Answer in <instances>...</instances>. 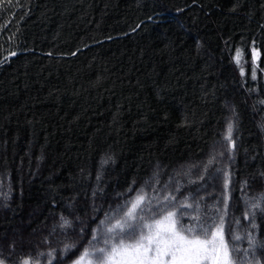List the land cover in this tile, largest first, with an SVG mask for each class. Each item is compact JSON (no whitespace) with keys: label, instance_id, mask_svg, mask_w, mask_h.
<instances>
[{"label":"trees","instance_id":"16d2710c","mask_svg":"<svg viewBox=\"0 0 264 264\" xmlns=\"http://www.w3.org/2000/svg\"><path fill=\"white\" fill-rule=\"evenodd\" d=\"M0 5L4 264H68L91 247L105 213L141 188L219 215L226 202V239L254 231L264 240V214L255 230L244 218L264 193V82L242 77L233 59L255 46L264 69V0ZM229 121L234 150L223 143ZM180 211L185 224L195 214Z\"/></svg>","mask_w":264,"mask_h":264},{"label":"snow or ice","instance_id":"6c2138e0","mask_svg":"<svg viewBox=\"0 0 264 264\" xmlns=\"http://www.w3.org/2000/svg\"><path fill=\"white\" fill-rule=\"evenodd\" d=\"M5 2L11 4L13 0ZM11 55L15 56L16 53L12 52ZM236 56L239 63V51ZM241 74L243 75V71ZM252 78H256L255 70ZM233 132L234 123L229 121L224 139L234 150ZM214 159L212 157L204 165L205 171L211 167ZM261 175L264 176V173ZM225 177L224 187L227 189L230 178L227 173ZM99 179L98 175L97 180ZM198 179H203V176ZM128 191L133 190L129 188ZM188 199L186 196L183 201L173 203L176 196L174 193H168L162 200L158 197L154 200L144 189L137 190L133 196L126 198L123 204L105 213L107 219L101 220L93 229V235L89 240V245L94 247L95 251L84 249L73 264H93V261L88 259L89 256H95L96 264H262L256 252L258 249L264 250V240L257 239L254 231L247 232L245 237L230 233L226 239V202L225 215H219L220 209H216L215 212L201 211L198 200L189 204ZM187 208H193L195 214H188L189 223L185 224L183 222L185 213L180 209ZM258 212L264 214V193L252 199L244 214L253 230L258 227L255 223ZM116 216L119 218L116 219ZM113 219H116L114 225L111 224ZM61 221L62 228L72 227V222L63 216ZM80 233L83 235V227ZM241 239L247 240L248 247L241 248L232 243ZM101 244L103 246H99ZM74 248L75 245H66L62 251L68 252ZM41 255L44 254H37L36 259L38 260ZM47 255L52 257L53 253ZM0 264H4V260L0 259ZM24 264H29V261L25 260Z\"/></svg>","mask_w":264,"mask_h":264},{"label":"rangeland","instance_id":"374dc122","mask_svg":"<svg viewBox=\"0 0 264 264\" xmlns=\"http://www.w3.org/2000/svg\"><path fill=\"white\" fill-rule=\"evenodd\" d=\"M238 51L240 52L239 63H237V56H236L237 51H236L233 59H234V62L236 64L237 68H238L239 73L241 74V72L243 71V75L241 74L242 77L243 76L244 77H249V79H251V81L254 84H256L257 86L260 83V81L264 82V69H262L260 67V64H259L260 52H259L258 48L255 47V46L251 47V55H250V57H246L245 54L241 50H238ZM254 70H255V74H256V78L255 79L252 78V73H253ZM226 131H227V127H226L225 131L223 132V141H224L223 143H224L225 146H227V148H229V147L231 148V144L227 140L224 139ZM233 140H234V137H233ZM218 145L220 146V143H218L216 145V147ZM218 173H219V170L215 172V175H217ZM118 218L119 217H116V219H118ZM116 219H113L111 221V224L114 225L115 222H116ZM86 248L89 249L90 252H94L95 251V249H92L91 247L90 248L86 247ZM83 251H81L79 255H77L72 260H70V262H68V264H73V261L76 260L83 253ZM88 259H91L93 261V264H96L95 256H89Z\"/></svg>","mask_w":264,"mask_h":264}]
</instances>
